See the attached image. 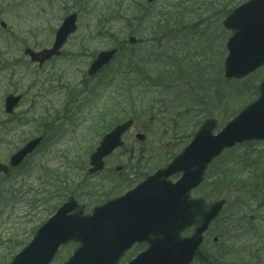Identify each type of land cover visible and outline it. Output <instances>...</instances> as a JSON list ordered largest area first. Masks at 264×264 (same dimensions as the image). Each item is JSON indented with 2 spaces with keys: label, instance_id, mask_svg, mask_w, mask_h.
<instances>
[{
  "label": "rangeland",
  "instance_id": "obj_1",
  "mask_svg": "<svg viewBox=\"0 0 264 264\" xmlns=\"http://www.w3.org/2000/svg\"><path fill=\"white\" fill-rule=\"evenodd\" d=\"M218 1L225 2L0 0V21L6 24L0 27V162L40 135L41 123L50 129L21 166L0 175V264L69 197L89 212L166 165L204 119H216L217 132L256 97L264 67L241 80L223 76L230 32L221 24L224 8ZM70 13L77 15V29L61 54L41 66L31 62L23 49L50 47ZM115 47L112 62L89 76L95 55ZM9 93L22 98L7 114ZM128 118L133 125L123 146L105 159L102 171L87 173L89 154L102 135ZM136 133L145 139L139 141ZM116 167L128 170L130 183L115 185ZM192 194L226 200L198 251L208 264H262L264 142L225 149ZM76 245L60 246L49 264H62ZM141 248L133 246L120 262ZM191 264L207 263L195 258Z\"/></svg>",
  "mask_w": 264,
  "mask_h": 264
},
{
  "label": "water",
  "instance_id": "obj_2",
  "mask_svg": "<svg viewBox=\"0 0 264 264\" xmlns=\"http://www.w3.org/2000/svg\"><path fill=\"white\" fill-rule=\"evenodd\" d=\"M76 18L72 13L63 19L50 48H25L24 54L39 65L59 55L67 37L76 30ZM0 25L5 26L3 22ZM222 25L231 31L223 62L226 79H242L264 66V0L241 3L225 16ZM115 53V48L98 52L87 74L95 75ZM20 98L7 95L5 111L12 112ZM131 124L132 120L119 123L102 136L89 155V174L103 169L104 158L122 146V135ZM216 126L214 118L204 120L191 141L165 167L124 195L95 206L90 213L84 214V205L69 197L7 264H49L59 246L69 242L78 246L63 264H119L135 242H146L148 247L127 264H190L203 233L226 202L192 198L191 190L203 181L208 164L225 148L244 141H264V79L258 85L256 99L214 133ZM136 137L144 139L143 134ZM40 140L36 137L26 142L10 156L9 165L18 166ZM8 171L9 167L0 163V172ZM174 174L180 177L172 182L169 177ZM191 226L192 234L183 236Z\"/></svg>",
  "mask_w": 264,
  "mask_h": 264
},
{
  "label": "trees",
  "instance_id": "obj_3",
  "mask_svg": "<svg viewBox=\"0 0 264 264\" xmlns=\"http://www.w3.org/2000/svg\"><path fill=\"white\" fill-rule=\"evenodd\" d=\"M243 1H245V0H225V2L224 3H222V2H220V1H218L219 2V5L221 6V7H223L224 9L223 10H221V17H223V16H225L232 8H234L236 5H238V4H240L241 2H243ZM136 70H138V69H136ZM117 123V122H116ZM44 124V123H43ZM115 124V123H114ZM113 124V125H114ZM40 127H42V123L39 125ZM41 129V128H40ZM254 173L255 174H257V171L255 170L254 171ZM50 176H51V174H50ZM226 176V175H225ZM53 178V175L51 176V179ZM51 184L53 185V183L51 182ZM54 186V185H53ZM58 189V188H57ZM223 236V235H222ZM218 239H219V237H218ZM196 258H199L200 259V261H202L203 263H209V261L206 259V258H204V257H202L201 255H200V252H198L197 253V255H196Z\"/></svg>",
  "mask_w": 264,
  "mask_h": 264
},
{
  "label": "flooded vegetation",
  "instance_id": "obj_4",
  "mask_svg": "<svg viewBox=\"0 0 264 264\" xmlns=\"http://www.w3.org/2000/svg\"><path fill=\"white\" fill-rule=\"evenodd\" d=\"M127 171L128 170H119V171H116V177H117V181L118 183H130V175L127 174ZM129 189V188H128Z\"/></svg>",
  "mask_w": 264,
  "mask_h": 264
}]
</instances>
